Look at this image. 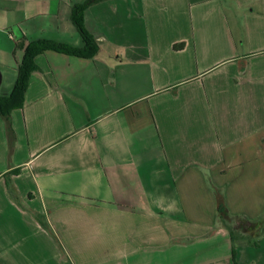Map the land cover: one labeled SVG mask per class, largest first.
Segmentation results:
<instances>
[{"label": "crops", "instance_id": "obj_1", "mask_svg": "<svg viewBox=\"0 0 264 264\" xmlns=\"http://www.w3.org/2000/svg\"><path fill=\"white\" fill-rule=\"evenodd\" d=\"M85 0H0V96L25 47L84 46ZM97 52L35 57L0 112V264H264V0H102ZM23 42L24 47L19 43ZM43 215L46 228L37 219Z\"/></svg>", "mask_w": 264, "mask_h": 264}, {"label": "trees", "instance_id": "obj_2", "mask_svg": "<svg viewBox=\"0 0 264 264\" xmlns=\"http://www.w3.org/2000/svg\"><path fill=\"white\" fill-rule=\"evenodd\" d=\"M102 0H85L82 4L75 5L72 11V20L75 23L78 31L80 32L83 41L84 46L82 47H74L68 44L56 42V41H50L46 39H40L36 41L30 42L25 47V56L18 68V79L15 85L14 93H16L20 98V102H13L12 97L6 98L0 96V112L5 117L6 122L8 124V128H10V118L9 113L10 110L14 108H18L23 105L24 95L28 88L30 75L33 71L38 69L37 64L35 63V57L46 51V50H56L68 54H75L83 57H92L97 52V45L95 39L89 34V32L86 30L83 24L82 20V13L83 11L88 8L90 5L99 2ZM20 47H24V43H19ZM219 211V220L220 222L229 230L231 238H232V254L235 261V264H238L236 261V245L235 242L238 239H246V238H252V235L249 233H243L241 230L236 228L233 225L232 219L228 217L226 207L221 200L219 202L218 206ZM37 219L44 225L46 228H48L47 222H45V219L43 215L37 214Z\"/></svg>", "mask_w": 264, "mask_h": 264}]
</instances>
